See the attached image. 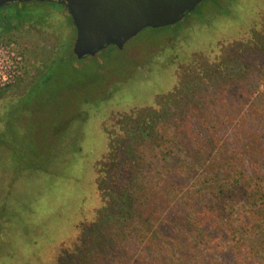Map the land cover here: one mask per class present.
I'll return each instance as SVG.
<instances>
[{"label":"rangeland","instance_id":"rangeland-1","mask_svg":"<svg viewBox=\"0 0 264 264\" xmlns=\"http://www.w3.org/2000/svg\"><path fill=\"white\" fill-rule=\"evenodd\" d=\"M212 1L164 34L140 31L121 51L81 60L66 52L57 81L41 94L32 87L18 96V82L0 91V264H48L55 249L74 239L78 223L100 206L95 166L116 117L158 105L162 111V97L172 91L179 93L165 121L181 140L179 161L187 157L201 165L197 171L204 163L219 170L237 161L264 187V132L252 110L254 97L264 93V0H237L228 12L230 0H214L212 10L220 14L198 18L211 12ZM28 8L62 20L56 6ZM176 30L181 34L169 39L176 43L145 68L153 61L144 59ZM67 31L62 44L69 48L73 27ZM127 64L140 66L133 80ZM171 199L152 204L155 223L180 218Z\"/></svg>","mask_w":264,"mask_h":264},{"label":"trees","instance_id":"trees-1","mask_svg":"<svg viewBox=\"0 0 264 264\" xmlns=\"http://www.w3.org/2000/svg\"><path fill=\"white\" fill-rule=\"evenodd\" d=\"M49 4L67 15L62 6L32 1L6 5L0 8V17L7 12L21 23L42 21L28 7ZM176 25L142 31L159 35ZM177 35L176 30L169 37ZM71 44L69 48L58 46L32 92L41 94L57 81L56 67L64 54L74 57ZM162 44L144 59L153 61L145 68L156 64L164 48L171 45ZM110 50L116 49L108 46L98 53ZM127 65L128 80H133L140 66ZM118 85L111 94L120 89ZM178 93L162 97V111L158 105L116 117L114 130L107 132L106 154L95 166L100 206L89 220L78 223L74 239L55 249L48 264H228L227 259L230 264H264V187L240 169L237 161L229 159L230 165L219 170L204 163L202 171H197L201 165L187 157L179 161L181 140L177 133L169 134L165 121L168 103ZM254 99L256 126L264 132L263 91ZM168 196L180 218L155 223L152 204L162 205ZM103 238L109 244L101 245Z\"/></svg>","mask_w":264,"mask_h":264},{"label":"water","instance_id":"water-1","mask_svg":"<svg viewBox=\"0 0 264 264\" xmlns=\"http://www.w3.org/2000/svg\"><path fill=\"white\" fill-rule=\"evenodd\" d=\"M32 1L64 8L74 28L71 53L81 60L108 46L120 50L143 29L174 25L203 0H0V8Z\"/></svg>","mask_w":264,"mask_h":264},{"label":"flooded vegetation","instance_id":"flooded-vegetation-1","mask_svg":"<svg viewBox=\"0 0 264 264\" xmlns=\"http://www.w3.org/2000/svg\"><path fill=\"white\" fill-rule=\"evenodd\" d=\"M204 1L205 0H203L202 2ZM230 1V7L225 12L230 11L231 7L235 5L237 0ZM212 8H215L214 0L212 1L211 12H209L207 15L199 14L198 18H202L204 16L207 17L212 14H220L217 13V11L212 10ZM57 16L62 20H59L58 18L46 20L44 18L42 21H39L38 19H36L37 21L32 20L33 23L31 21L21 23L19 20H17L16 17L7 15V12L1 13V17L3 18L0 21V43L11 44L12 47L21 55V58L26 67L24 74L17 81L18 84L16 82L12 85L14 86L17 84V87L19 86L20 88H22L20 89L21 91L20 93H18V96H22L23 93L35 86V84L40 79L41 74L44 72L47 64L50 62L51 57L58 49V46L62 44L64 35L69 34L67 29L71 31V27H73L72 25L71 27L69 25L65 27V24H67V20L62 10H59V12H57ZM5 18L7 19L4 20ZM179 34L181 33L178 32V35ZM176 37L177 36L173 38L176 39ZM170 38L171 37L167 38V44L176 43V40L170 42ZM124 45L118 51H121ZM22 81L24 82L22 83Z\"/></svg>","mask_w":264,"mask_h":264},{"label":"built area","instance_id":"built-area-1","mask_svg":"<svg viewBox=\"0 0 264 264\" xmlns=\"http://www.w3.org/2000/svg\"><path fill=\"white\" fill-rule=\"evenodd\" d=\"M25 70L21 55L12 45L0 43V90L15 84Z\"/></svg>","mask_w":264,"mask_h":264}]
</instances>
